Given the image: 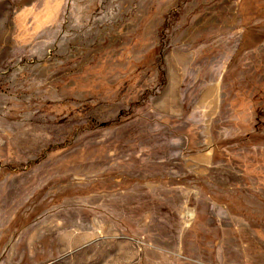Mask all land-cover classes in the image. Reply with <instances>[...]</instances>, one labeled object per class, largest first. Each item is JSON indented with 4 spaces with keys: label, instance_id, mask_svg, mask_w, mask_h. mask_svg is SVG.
Returning a JSON list of instances; mask_svg holds the SVG:
<instances>
[{
    "label": "rangeland",
    "instance_id": "374dc122",
    "mask_svg": "<svg viewBox=\"0 0 264 264\" xmlns=\"http://www.w3.org/2000/svg\"><path fill=\"white\" fill-rule=\"evenodd\" d=\"M0 264H264V0H0Z\"/></svg>",
    "mask_w": 264,
    "mask_h": 264
},
{
    "label": "crops",
    "instance_id": "0c3cea01",
    "mask_svg": "<svg viewBox=\"0 0 264 264\" xmlns=\"http://www.w3.org/2000/svg\"><path fill=\"white\" fill-rule=\"evenodd\" d=\"M89 209H90L91 211L95 210V208H93V207H89Z\"/></svg>",
    "mask_w": 264,
    "mask_h": 264
}]
</instances>
